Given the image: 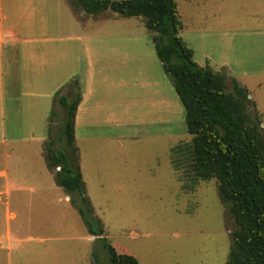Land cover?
Segmentation results:
<instances>
[{"label": "rangeland", "instance_id": "obj_1", "mask_svg": "<svg viewBox=\"0 0 264 264\" xmlns=\"http://www.w3.org/2000/svg\"><path fill=\"white\" fill-rule=\"evenodd\" d=\"M29 2L36 7L29 24L44 28L40 36L61 39L56 76L63 86L79 81L87 95L76 147L106 237L139 264H227L235 224L219 181L197 180L190 170L193 137L146 20L81 24L71 0ZM175 2L195 62L227 74L229 91L232 79L247 88L264 129V0ZM120 18L79 16L95 23ZM64 117L61 106L50 128L36 130V137L46 135L45 157L52 140L61 146ZM6 133L16 141L0 145V264H94L96 249L110 264L55 182L38 141L24 142L25 129Z\"/></svg>", "mask_w": 264, "mask_h": 264}, {"label": "trees", "instance_id": "obj_2", "mask_svg": "<svg viewBox=\"0 0 264 264\" xmlns=\"http://www.w3.org/2000/svg\"><path fill=\"white\" fill-rule=\"evenodd\" d=\"M76 9L98 17L112 12L123 18H144L154 36L156 54L170 77L185 112L187 131L193 137L190 169L197 180L219 181V194L234 221L232 248L227 264H264V129L263 119L247 88L228 76L201 67L194 52L181 37L183 23L175 0H71ZM72 97L62 96L65 117L61 146L46 154L56 183L71 197V203L92 237L106 252L110 264H139L134 256L119 253L106 237L87 196L76 147L75 120L82 101L79 82ZM52 115H56L55 112ZM49 137L52 139L51 129ZM94 264H104L94 250Z\"/></svg>", "mask_w": 264, "mask_h": 264}, {"label": "crops", "instance_id": "obj_3", "mask_svg": "<svg viewBox=\"0 0 264 264\" xmlns=\"http://www.w3.org/2000/svg\"><path fill=\"white\" fill-rule=\"evenodd\" d=\"M4 6L9 12L8 15L4 13ZM32 6L29 0H0V145L10 140L6 133L9 128L25 129L28 133L23 138L24 142L38 141L39 148L41 145V150L38 148L39 153L43 155V145L47 138L42 133L40 137H36V130L50 128L52 113H56L62 106L60 98L72 97L76 89L73 83L63 86L61 79L56 76V42H60L61 39L40 36L38 32L43 31L44 28H39V25L35 28L29 24L27 18L30 10H36L35 6L31 9ZM74 9L76 10L75 12L72 9L74 15L81 24L88 22L99 26L123 19L121 17L98 23L92 20L82 22L79 16L87 15L91 18L95 16L88 15L80 9ZM79 85L82 101L77 110L75 136L79 122L88 112L85 109L87 95L80 82ZM67 90L71 95L65 94ZM164 120L165 123L168 122L167 115ZM43 157L45 158L44 155ZM47 168L55 180V173L49 169L48 165ZM67 200H70L69 196ZM14 217V215L11 216V218Z\"/></svg>", "mask_w": 264, "mask_h": 264}, {"label": "built area", "instance_id": "obj_4", "mask_svg": "<svg viewBox=\"0 0 264 264\" xmlns=\"http://www.w3.org/2000/svg\"><path fill=\"white\" fill-rule=\"evenodd\" d=\"M58 170H60V168H58Z\"/></svg>", "mask_w": 264, "mask_h": 264}]
</instances>
